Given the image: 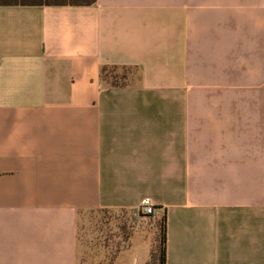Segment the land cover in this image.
<instances>
[{"label": "crops", "instance_id": "crops-1", "mask_svg": "<svg viewBox=\"0 0 264 264\" xmlns=\"http://www.w3.org/2000/svg\"><path fill=\"white\" fill-rule=\"evenodd\" d=\"M144 198L165 264H264V0L0 5V264H78V214Z\"/></svg>", "mask_w": 264, "mask_h": 264}, {"label": "rangeland", "instance_id": "rangeland-1", "mask_svg": "<svg viewBox=\"0 0 264 264\" xmlns=\"http://www.w3.org/2000/svg\"><path fill=\"white\" fill-rule=\"evenodd\" d=\"M159 220L152 215H142L138 210L135 213L101 209L80 212L77 217L78 264H90L89 259L96 256V250L99 257H110L114 244L136 230L148 231L153 248L160 236Z\"/></svg>", "mask_w": 264, "mask_h": 264}, {"label": "trees", "instance_id": "trees-1", "mask_svg": "<svg viewBox=\"0 0 264 264\" xmlns=\"http://www.w3.org/2000/svg\"><path fill=\"white\" fill-rule=\"evenodd\" d=\"M95 0H0V5L9 4H76V5H88L93 3ZM117 67L103 68L102 77L110 81L112 86H123L125 85V79L128 75L129 70L127 68H121L120 74ZM137 212V211H136ZM135 213V212H133ZM153 216V215H152ZM160 236L157 244L151 249L150 256L146 264H165V220L161 217L159 220ZM128 238V237H127ZM127 239H123L125 242Z\"/></svg>", "mask_w": 264, "mask_h": 264}, {"label": "built area", "instance_id": "built-area-1", "mask_svg": "<svg viewBox=\"0 0 264 264\" xmlns=\"http://www.w3.org/2000/svg\"><path fill=\"white\" fill-rule=\"evenodd\" d=\"M138 211L142 215L150 216L154 214L155 208L149 198H144L139 205Z\"/></svg>", "mask_w": 264, "mask_h": 264}]
</instances>
